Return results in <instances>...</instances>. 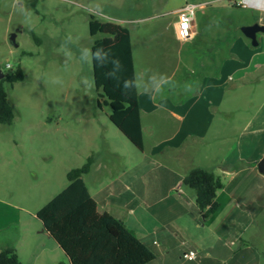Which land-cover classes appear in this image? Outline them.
I'll return each mask as SVG.
<instances>
[{
  "label": "rangeland",
  "instance_id": "374dc122",
  "mask_svg": "<svg viewBox=\"0 0 264 264\" xmlns=\"http://www.w3.org/2000/svg\"><path fill=\"white\" fill-rule=\"evenodd\" d=\"M185 4L203 7L195 12L193 38L183 54H204L206 44L232 27L240 35L237 27L264 25V11L232 8L227 0H0V71L17 63L25 70V80L9 90L13 121L0 126V207L18 223L6 236L23 264L67 263L35 214L68 186L69 170L92 153L95 165L114 178L127 177L142 163L141 153L109 121L110 108L96 104L88 16L130 32L143 92L146 79L161 82L169 74L164 54L186 43L172 25V12ZM257 38L264 43V33ZM249 98L247 110L254 112L257 98ZM84 181L94 194L90 175ZM139 215L146 224L157 218L153 211Z\"/></svg>",
  "mask_w": 264,
  "mask_h": 264
},
{
  "label": "crops",
  "instance_id": "0c3cea01",
  "mask_svg": "<svg viewBox=\"0 0 264 264\" xmlns=\"http://www.w3.org/2000/svg\"><path fill=\"white\" fill-rule=\"evenodd\" d=\"M243 2L264 11V0ZM257 41L253 47L232 27L206 44L204 54H183L189 42L180 44L164 54L169 74L161 82L146 79L143 92L132 49L142 163L115 178L94 163L87 174L94 194L83 181L98 212L121 221L154 254L149 264H264V173L258 170L264 157V43ZM249 97L257 98L254 112L247 110ZM193 168L212 171L222 183L217 211L207 218L196 208L193 190L182 185ZM139 211L157 218L146 224ZM5 212L0 207V251L14 248L6 232L18 225ZM189 250L197 258L182 260Z\"/></svg>",
  "mask_w": 264,
  "mask_h": 264
},
{
  "label": "trees",
  "instance_id": "16d2710c",
  "mask_svg": "<svg viewBox=\"0 0 264 264\" xmlns=\"http://www.w3.org/2000/svg\"><path fill=\"white\" fill-rule=\"evenodd\" d=\"M88 19L89 35L95 38L90 54L96 104L110 108L109 121L141 152L143 141L130 32L92 15ZM1 73L0 126L12 123L9 90L24 79L20 63ZM93 164L94 156L90 155L82 166L69 170L68 186L39 209L35 218L67 258V263L62 264H149L155 256L136 235L110 214L98 212L83 181ZM182 185L193 190L200 215L207 218L216 213L215 197L222 183L212 171L190 169L182 178ZM0 264L22 263L16 250L9 246L0 251Z\"/></svg>",
  "mask_w": 264,
  "mask_h": 264
},
{
  "label": "built area",
  "instance_id": "2783aa9c",
  "mask_svg": "<svg viewBox=\"0 0 264 264\" xmlns=\"http://www.w3.org/2000/svg\"><path fill=\"white\" fill-rule=\"evenodd\" d=\"M227 1L231 7L234 6L243 9L247 8L243 0H227ZM202 7L203 5L185 4L184 6L180 7L173 13L177 19L175 34L179 41L186 42L192 38L195 12L197 9ZM6 68H10V65L7 64ZM181 258L184 261H194L197 258V252L194 250H189L187 252L182 253Z\"/></svg>",
  "mask_w": 264,
  "mask_h": 264
},
{
  "label": "water",
  "instance_id": "95a60500",
  "mask_svg": "<svg viewBox=\"0 0 264 264\" xmlns=\"http://www.w3.org/2000/svg\"><path fill=\"white\" fill-rule=\"evenodd\" d=\"M240 32L242 35L250 41V44L253 47L258 45L257 35L259 33H264V25H260L259 23H254L248 26H242L240 28ZM3 77V74L0 71V79ZM258 170L261 173H264V157L258 163Z\"/></svg>",
  "mask_w": 264,
  "mask_h": 264
},
{
  "label": "clouds",
  "instance_id": "9594fccd",
  "mask_svg": "<svg viewBox=\"0 0 264 264\" xmlns=\"http://www.w3.org/2000/svg\"><path fill=\"white\" fill-rule=\"evenodd\" d=\"M99 51V50H98Z\"/></svg>",
  "mask_w": 264,
  "mask_h": 264
}]
</instances>
